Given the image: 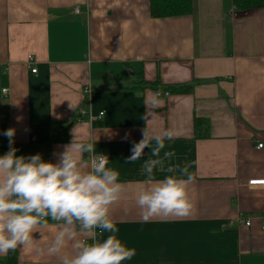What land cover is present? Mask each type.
<instances>
[{
    "label": "crops",
    "instance_id": "0c3cea01",
    "mask_svg": "<svg viewBox=\"0 0 264 264\" xmlns=\"http://www.w3.org/2000/svg\"><path fill=\"white\" fill-rule=\"evenodd\" d=\"M233 6L192 0L187 14L155 17L150 0H0V144L9 150L3 133L11 127L14 143L30 145L24 156L56 162L54 153L86 140L91 124L97 154L125 185L110 212L114 235L135 249L122 264H264V185L247 183L264 178V6ZM154 80L157 89L191 87L159 96L163 106L152 108L156 89L146 83ZM86 83L92 113L103 111L92 120L76 117ZM195 118L207 132L199 125L195 135ZM66 120L64 137L50 141L51 124ZM144 128L174 133L161 150L175 152L165 166L190 165L187 217L141 219L136 197L151 150L124 160ZM165 175L154 169L155 179ZM58 230L49 220L0 264H59L37 251Z\"/></svg>",
    "mask_w": 264,
    "mask_h": 264
},
{
    "label": "clouds",
    "instance_id": "9594fccd",
    "mask_svg": "<svg viewBox=\"0 0 264 264\" xmlns=\"http://www.w3.org/2000/svg\"><path fill=\"white\" fill-rule=\"evenodd\" d=\"M159 95L154 93L149 100L152 108L163 106ZM69 108L76 110V105L70 102ZM88 127L86 140L73 139L62 152L54 153L56 162L43 160L40 153L17 156L12 147L15 129L4 131L9 150L0 155V256L33 243V234L51 220L59 230L46 247L37 251L55 257L59 264H122L134 257L135 249L114 235L118 228L110 215L125 185L119 181V172L108 167V156L97 154L99 137H93L91 124ZM128 135L125 133L123 139ZM173 136L171 130L156 133L144 128L142 138L133 142L131 154L124 160L135 162L146 149L151 150L143 165L147 179L136 197L143 222L184 218L192 212L189 188L196 178L189 172L190 165L165 166L175 152L165 151L161 156L165 140ZM154 169L168 175L157 180ZM105 233L112 234L100 239Z\"/></svg>",
    "mask_w": 264,
    "mask_h": 264
},
{
    "label": "trees",
    "instance_id": "16d2710c",
    "mask_svg": "<svg viewBox=\"0 0 264 264\" xmlns=\"http://www.w3.org/2000/svg\"><path fill=\"white\" fill-rule=\"evenodd\" d=\"M233 5L238 9H251L255 7L264 6V0H232ZM192 10V0H150V13L152 16H170L178 14H187ZM158 81H150L146 83L147 86L157 89L159 88ZM190 84H178L169 85L166 88L172 92L187 91L190 89ZM195 135H200L198 133L199 125L204 132H207V123L199 118H195ZM71 123V120L54 122L51 124L50 128V141L62 139L66 134V128ZM12 147L16 148V155H24L30 148L29 144L14 143ZM8 151V150H7ZM7 151L0 150V153L4 155Z\"/></svg>",
    "mask_w": 264,
    "mask_h": 264
},
{
    "label": "built area",
    "instance_id": "2783aa9c",
    "mask_svg": "<svg viewBox=\"0 0 264 264\" xmlns=\"http://www.w3.org/2000/svg\"><path fill=\"white\" fill-rule=\"evenodd\" d=\"M74 10L78 11L79 6H75ZM32 59H33L32 55L28 54L27 55V61L31 62ZM31 70L35 71L36 68H31ZM5 90H6V88L2 89L3 92H5ZM157 92L160 94L159 96H163V97H167L170 95V91L168 89H156L155 93H157ZM82 94H83V102H82V105L77 109V114H76L77 119L86 118V120H92L96 116L102 115L103 111H99L98 115H95L94 113H92V111L90 109L89 104H90V99L92 96V88H91V85L89 83H86L83 85ZM262 145H263L262 143H257V147H261ZM0 155H2V154L0 153ZM26 156H28V155H26ZM247 183L249 185H264V178H252V179H249ZM237 218L240 222H243L246 225L250 224V221L248 219L244 218L243 216L238 215Z\"/></svg>",
    "mask_w": 264,
    "mask_h": 264
},
{
    "label": "water",
    "instance_id": "95a60500",
    "mask_svg": "<svg viewBox=\"0 0 264 264\" xmlns=\"http://www.w3.org/2000/svg\"><path fill=\"white\" fill-rule=\"evenodd\" d=\"M8 146L6 144H0V150L6 151Z\"/></svg>",
    "mask_w": 264,
    "mask_h": 264
}]
</instances>
